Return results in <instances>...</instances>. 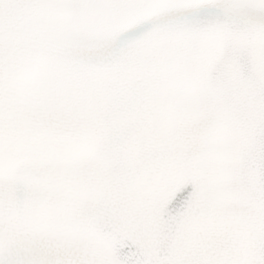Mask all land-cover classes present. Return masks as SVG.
Here are the masks:
<instances>
[{"label":"snow or ice","instance_id":"6c2138e0","mask_svg":"<svg viewBox=\"0 0 264 264\" xmlns=\"http://www.w3.org/2000/svg\"><path fill=\"white\" fill-rule=\"evenodd\" d=\"M0 264H264V0H0Z\"/></svg>","mask_w":264,"mask_h":264}]
</instances>
